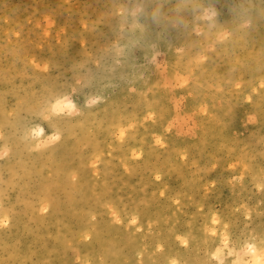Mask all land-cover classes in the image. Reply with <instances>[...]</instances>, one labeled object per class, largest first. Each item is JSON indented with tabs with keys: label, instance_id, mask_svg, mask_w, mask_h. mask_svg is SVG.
<instances>
[{
	"label": "rangeland",
	"instance_id": "1",
	"mask_svg": "<svg viewBox=\"0 0 264 264\" xmlns=\"http://www.w3.org/2000/svg\"><path fill=\"white\" fill-rule=\"evenodd\" d=\"M124 3L0 0V264L264 247V0Z\"/></svg>",
	"mask_w": 264,
	"mask_h": 264
},
{
	"label": "clouds",
	"instance_id": "2",
	"mask_svg": "<svg viewBox=\"0 0 264 264\" xmlns=\"http://www.w3.org/2000/svg\"><path fill=\"white\" fill-rule=\"evenodd\" d=\"M150 0H139V2L132 3V6L129 7V3L126 0V3L122 5V7L130 13L129 19H135L138 22L140 21V17L143 16L145 19L151 18L152 21H159L162 15V3H154L152 7H149ZM173 10L176 13H180L183 8L177 7L175 4L173 6ZM208 12L211 16H206L205 19L212 18L214 19L217 13L213 9H209ZM184 29L187 31V25L189 22L181 21L180 22ZM144 32V31H143ZM141 32V34H143ZM152 51L159 54L158 48H154ZM60 101L61 103H57ZM51 106V112L53 115L59 114L63 112L65 109L71 111L74 108V103L72 100L65 97L64 100H57ZM45 129L42 125H38L32 132L33 137H41L45 135ZM52 136H50L51 138ZM59 137L57 136V139ZM56 139V140H57ZM55 141V140H52ZM217 221L213 219V224ZM211 235L215 236L216 233L213 231ZM228 258L231 259V264H264V247H257L255 243L245 242L239 250L229 247V240L227 236H224L221 241V246L216 248V250L212 253L211 259L215 261V264H227Z\"/></svg>",
	"mask_w": 264,
	"mask_h": 264
},
{
	"label": "snow or ice",
	"instance_id": "3",
	"mask_svg": "<svg viewBox=\"0 0 264 264\" xmlns=\"http://www.w3.org/2000/svg\"><path fill=\"white\" fill-rule=\"evenodd\" d=\"M57 103L59 104V103H61L60 101H57ZM51 140H56L57 139V136L56 135H53L51 138H50ZM159 178V177H158Z\"/></svg>",
	"mask_w": 264,
	"mask_h": 264
}]
</instances>
